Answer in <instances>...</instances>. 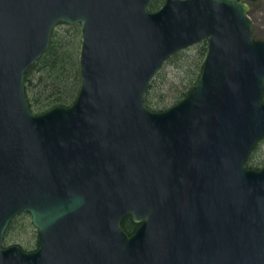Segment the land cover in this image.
I'll return each instance as SVG.
<instances>
[{
    "label": "water",
    "instance_id": "water-1",
    "mask_svg": "<svg viewBox=\"0 0 264 264\" xmlns=\"http://www.w3.org/2000/svg\"><path fill=\"white\" fill-rule=\"evenodd\" d=\"M252 1L0 0V264H264V166H245L264 137ZM61 22L80 25V88L33 113L24 74ZM203 39L187 93L146 107L164 62ZM23 212L29 251L3 244Z\"/></svg>",
    "mask_w": 264,
    "mask_h": 264
},
{
    "label": "rangeland",
    "instance_id": "rangeland-1",
    "mask_svg": "<svg viewBox=\"0 0 264 264\" xmlns=\"http://www.w3.org/2000/svg\"><path fill=\"white\" fill-rule=\"evenodd\" d=\"M248 15L253 25L252 35L255 38H264V0L249 2ZM78 30L80 26L77 24L71 26L60 23L55 27L56 33L59 34L57 37L66 44L68 42L73 44L76 48V57L79 59L81 33H78ZM203 49L201 42L196 43L174 53L165 61L152 79L148 90L147 100L150 109L171 106L189 89L198 72ZM247 160L252 168L264 166V137L256 143ZM35 240L36 228L30 221L29 213L23 212L14 217L6 231L5 245L18 244L23 250L29 251L35 249Z\"/></svg>",
    "mask_w": 264,
    "mask_h": 264
},
{
    "label": "trees",
    "instance_id": "trees-1",
    "mask_svg": "<svg viewBox=\"0 0 264 264\" xmlns=\"http://www.w3.org/2000/svg\"><path fill=\"white\" fill-rule=\"evenodd\" d=\"M163 2L164 0H150L148 8L150 10H155ZM78 33H80V30H78ZM58 35L59 34L56 33L54 28L51 32L50 44L48 48L42 56L25 71L24 74L26 98L29 108L33 113H40L57 105L71 104L75 100L80 88L81 79L79 72V59L76 57V48L70 42L67 44L64 43L63 40L57 37ZM200 42L204 46V51L202 53L203 55L198 72L194 76L193 80H195V77L199 74L206 52V41L202 40ZM151 81L144 95V103L149 109L150 107L148 105L149 102L147 100V95ZM190 85H192V83ZM187 91L188 90H186L179 99H181ZM164 109L166 108L155 110ZM245 165L249 168L253 167L249 164L248 160L245 161ZM121 225L129 234L135 227V224L128 216L122 219ZM5 242L6 232L3 239L4 244Z\"/></svg>",
    "mask_w": 264,
    "mask_h": 264
},
{
    "label": "flooded vegetation",
    "instance_id": "flooded-vegetation-1",
    "mask_svg": "<svg viewBox=\"0 0 264 264\" xmlns=\"http://www.w3.org/2000/svg\"><path fill=\"white\" fill-rule=\"evenodd\" d=\"M127 217V216H126ZM129 217V219L131 220V218H130V216H128ZM132 221V220H131ZM133 222V221H132ZM134 223V222H133ZM135 224V227H134V229L136 228V226H137V224L136 223H134ZM133 229V230H134Z\"/></svg>",
    "mask_w": 264,
    "mask_h": 264
}]
</instances>
